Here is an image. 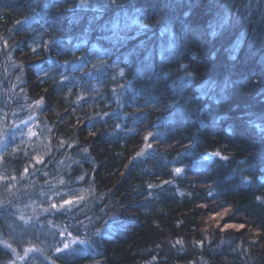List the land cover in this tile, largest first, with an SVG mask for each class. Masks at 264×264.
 I'll return each mask as SVG.
<instances>
[{
  "label": "trees",
  "instance_id": "trees-1",
  "mask_svg": "<svg viewBox=\"0 0 264 264\" xmlns=\"http://www.w3.org/2000/svg\"><path fill=\"white\" fill-rule=\"evenodd\" d=\"M60 2L0 0V176L15 177L0 180V240L19 254L33 248L19 259L0 244V264H264V204L256 199L264 195V0H135L158 14L157 28L172 22L180 48L167 54L164 70L190 63L196 71H189L211 84L200 105L184 103L182 110L167 108L171 95L160 103L157 75L98 40L95 24L85 31L90 8L73 14L71 0L53 7ZM224 15L229 23L218 32L245 33L236 60L221 42L201 35L212 17ZM140 40L161 46L168 36L145 33L132 43ZM100 49L106 55H97ZM159 49L153 55L158 70ZM41 98L45 104L37 106ZM199 107L202 112L190 114ZM148 132L152 148L145 149ZM189 145L191 154L184 153ZM206 150L230 159L205 161ZM178 166L186 168L179 176L172 171ZM239 169L255 176V185L241 187ZM11 184L14 199L26 193L22 198L36 202L39 218L92 243L56 252L61 243L47 223L23 222L15 200L6 198ZM78 189H89L80 204L44 211ZM224 208L230 211L221 223L246 227L213 225L210 215Z\"/></svg>",
  "mask_w": 264,
  "mask_h": 264
},
{
  "label": "clouds",
  "instance_id": "clouds-1",
  "mask_svg": "<svg viewBox=\"0 0 264 264\" xmlns=\"http://www.w3.org/2000/svg\"><path fill=\"white\" fill-rule=\"evenodd\" d=\"M71 2L73 5L79 4L76 2V0H71ZM62 3L63 2L61 0L60 3L55 4L53 7L56 8ZM89 8L91 9L92 15H90L88 18V24L85 28V31L92 30V25L95 24V30L101 33V35L97 37L98 40H103L106 43L110 44L113 48L121 51V54L124 56L126 61H129V63L131 62L132 58L135 57L140 64L145 65L154 74H156L161 84V95L160 97H157L160 103H165L163 102L165 101V97L171 95L172 100L166 101L167 108L175 105L176 108L182 110V106L184 103L200 105V102L204 100L205 96L203 93H208L209 89L211 88V84H209V82L206 80L201 82L197 72L196 74L188 78L189 82L186 84L187 87L184 89L183 94H181L174 88L175 82L185 74L184 68H182L181 65L188 67V69H194L190 63L184 64L183 62H180L178 64V70L166 72L163 68V65L167 61L164 59L160 60L161 67L158 70L153 63V55L157 50V47H160V44L150 45L146 40H140L137 43H132L136 40L137 37L145 33H150L153 36L159 34V36L161 37V31L163 28L173 27L170 20H165L164 23L159 25V27L157 28V23L155 21H157L158 19V14L146 5H138L135 0H133V2L131 3L124 2V0H98L95 6L89 5L87 9H85V7L73 6L68 11L75 14L81 9L87 12ZM139 12H143L149 21H153V23H150V27L145 28L142 31H138L134 28L131 31L122 32L121 38L119 39L111 38V25L114 20H116L117 18H122L125 14H127L128 16H135ZM189 15L190 13H184L185 17ZM216 22L217 18L212 17L207 22L206 28L201 30V35L203 36L204 32H207L208 36L211 37L210 42H221L222 45L225 46V51L233 52V47L237 43L240 44V50L245 47V33L238 32L234 28H230L229 35L227 37H225L224 33L221 31H219L216 35H212L211 26ZM149 39H151V36L149 37ZM251 47L252 45L251 43H249V48ZM218 50L219 49H217V51ZM195 58L196 53L193 52L190 59ZM212 58L215 59V53H212ZM229 59L236 60L237 55L235 57H233V55H230ZM205 89H207V91H205ZM178 97L179 99L177 100ZM206 106L207 105H205V107ZM202 111L203 108L199 107L198 109L192 110L190 114H199Z\"/></svg>",
  "mask_w": 264,
  "mask_h": 264
},
{
  "label": "snow or ice",
  "instance_id": "snow-or-ice-1",
  "mask_svg": "<svg viewBox=\"0 0 264 264\" xmlns=\"http://www.w3.org/2000/svg\"><path fill=\"white\" fill-rule=\"evenodd\" d=\"M93 2H95V0H93ZM73 6L88 7L89 4H88L87 0H80V3L78 5H73ZM147 20H148V18L146 17V15L143 12H139L135 16H128L127 14H125L122 18H117L116 20H114L112 22V25H111V33H112V35H111V38L119 39V38H121V33L122 32L131 31L134 28L137 29L138 31H142L143 29L148 28V27L151 26L150 23L146 22ZM227 23H229V17L225 16V15L222 16L215 24H213L211 26V34L212 35H216L218 33V30L222 29ZM165 34H167L168 40H167L166 44H162L160 46V49H159V56H160V58L162 60H164L166 58L167 54H169V53H171V52H173L175 50H178L180 48V44L177 41L176 33H175V30H174L173 27H165V28H163L162 31H161V35H165ZM33 51H35V49H33ZM106 51L107 50L100 49L97 52V55H101V54L106 55ZM239 51H240V44L237 43L233 47V52H232L233 57H235L239 53ZM64 63H68V61H65ZM181 67L184 68V73L185 74H184L183 77H181L179 79L178 82H175V84H174V88L178 92H181L183 90V88L185 87V85L189 82L188 78L194 75L193 72L189 71L188 67H186L184 65H181ZM119 75L122 76V77L125 75L123 69L119 70ZM62 79L67 80V77L64 76V77H62ZM121 87H123V86H121ZM203 94L206 95L207 93L205 92ZM35 103H36L37 106H42V105L45 104V101H44L43 98H41V99L37 100ZM153 107H155V105H153ZM124 114L126 115L127 113H124ZM104 115H108V114L104 113ZM29 119H31V117ZM21 123H27V122L26 121H21ZM256 127L260 128L261 126L260 125H256ZM116 128H120V125L117 124ZM90 134L91 135H95V133H90ZM29 135L36 136L37 133L34 132V131L29 130ZM153 136H154L153 132H148L147 135L144 137V139L147 141L150 138H152ZM0 146H3V145H0ZM144 148L145 149H150V148H152V145L146 143L144 145ZM191 149H192V145H189L185 149L184 153L191 154ZM82 151L87 153L88 152V148H83ZM144 154L145 153H144L143 149L140 152L136 153V155L138 157L142 156ZM179 155L180 154H178V156ZM213 158H219V159L224 160V161H228L230 159L229 156L224 155L221 151H207L206 150V154L202 157V159L205 160V161L213 159ZM35 160L38 163H43L44 162V156L43 155H37L35 157ZM33 168H35L34 164H33ZM172 171L176 175L179 176V175H182V174H184L186 172V168L178 166V167H175ZM200 171H203V169L201 168ZM239 171L241 172V178H240V186L241 187H250V186L255 185L256 179H257L255 176H253V175L252 176L243 175L242 174L243 173V169H239ZM28 172H29L28 167H25L24 168V173L27 174ZM8 179H15V177L9 178V177H6V176H0V180H8ZM76 179L80 180V181H83V182H87L85 175H80V176L76 177ZM171 182L172 181H164L165 184L171 183ZM58 183L63 185L65 182H64L63 179H60L58 181ZM148 187L152 188V187H154V185L149 184ZM88 191H89V189H78L74 194L70 191L67 194V198L61 197L59 202L51 203L50 204V208L49 209H45L44 211L48 212L50 210H54V211H59L61 213L69 211L74 205H78L84 200V198H85L84 194L86 192H88ZM214 191H215L214 189L210 188L208 190V195L212 196ZM56 195L60 196V193L57 192ZM256 199H257V201H259L262 204H264V195L257 196ZM229 211H230V209L225 208L222 212L214 213L212 216L209 217V220H216L218 218H222L223 216L227 215L229 213ZM20 219L24 220L25 218H24V216L21 215ZM49 223H51V222L49 221ZM216 226L220 227L219 224H217ZM84 227H86V226H84ZM245 227H246L245 224H233V223L225 224L223 226V228L225 230L229 229V228L244 229ZM65 231H67V229H65ZM68 235L72 236V233L68 232ZM94 235L99 236L100 235V231L97 230L94 233ZM179 242L183 243V241H179ZM60 243L63 244V248L56 247V252L64 253L65 251L73 250L74 248L77 249V250L83 251L84 249H80L78 246L79 245H89V244L92 243V241L89 238L80 239L78 236H72V239L68 240L67 242L61 241ZM195 243L203 246L204 241L203 240H199V241H195ZM0 244L4 245L5 248L12 249V245L8 242V240H0ZM12 251H13V253L17 254L19 259H23V256H19V254L16 253L15 249H12ZM29 251H32V249H25L24 250V254L27 255ZM37 251H39V250H37ZM10 264H16V261H14V260L10 261ZM53 264H55L54 261H53Z\"/></svg>",
  "mask_w": 264,
  "mask_h": 264
},
{
  "label": "rangeland",
  "instance_id": "rangeland-1",
  "mask_svg": "<svg viewBox=\"0 0 264 264\" xmlns=\"http://www.w3.org/2000/svg\"><path fill=\"white\" fill-rule=\"evenodd\" d=\"M21 121V120H20ZM19 121V122H20ZM25 121H27V123H24V124H28L31 120L28 118L27 120H25ZM146 143H147V141H146ZM145 143V144H146ZM148 144H149V142H148ZM144 149V148H143ZM16 185L15 184H11L10 186H8V188H7V191H6V193H5V196H7L6 198H8V199H14V195H15V190H17V187H15ZM25 192V191H24ZM24 195H26V193H24V194H22V196H21V198H19V199H14L15 201H14V205H16V206H14V210L15 211H17L18 210V214L20 215L19 217H21V215L22 216H24V220H22L23 222H25L26 220H28V221H33V220H35V218H37L38 220H37V223H38V221H40V222H46L47 224H46V226H47V228H50L51 230H52V232L53 233H56L57 235H58V237H59V244H60V242L61 241H64V242H67L68 240H70V239H72V236H75L73 233H72V236H69L68 235V232H70V230L68 229V227H66V225L64 226H58L56 223H55V221H53L52 219L51 220H42V218H39L38 216H37V214H39L37 211H35L36 209H38L39 207H36L37 205L35 204L36 202L35 201H33V200H29V199H27L26 200V197H24V198H22ZM18 201H20V203H18ZM225 209V208H224ZM223 209V210H224ZM223 210H220V211H218V212H222ZM26 211H32V212H34V213H36V217H34V218H31L30 219V217L31 216H29V215H27V216H25L24 214H26V213H24V212H26ZM213 215V214H212ZM212 215H210V216H212ZM223 218V217H222ZM49 221L51 222V223H49ZM221 221H222V219L221 218H218V219H216V220H211V222L213 223V225H215V224H219L220 226H224L225 224H223V223H221ZM65 229H67V231H65ZM230 229V228H229ZM61 247L63 248V244L61 243ZM27 249V248H26ZM29 249H33L32 247H30ZM16 253H18V252H16ZM19 254V253H18ZM17 255V254H16ZM20 256H25V254H24V251L21 253V254H19Z\"/></svg>",
  "mask_w": 264,
  "mask_h": 264
}]
</instances>
